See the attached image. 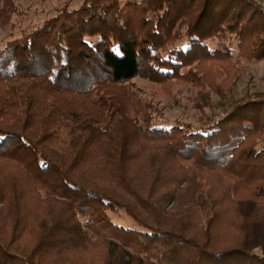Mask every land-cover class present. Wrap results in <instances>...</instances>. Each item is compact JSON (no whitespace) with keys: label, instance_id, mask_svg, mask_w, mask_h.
Segmentation results:
<instances>
[{"label":"trees","instance_id":"obj_1","mask_svg":"<svg viewBox=\"0 0 264 264\" xmlns=\"http://www.w3.org/2000/svg\"><path fill=\"white\" fill-rule=\"evenodd\" d=\"M17 11L0 0V27ZM235 52L264 59L245 0L65 3L1 47L0 264H264V91L226 85ZM136 77L190 82L202 119L231 103L155 123Z\"/></svg>","mask_w":264,"mask_h":264},{"label":"rangeland","instance_id":"obj_2","mask_svg":"<svg viewBox=\"0 0 264 264\" xmlns=\"http://www.w3.org/2000/svg\"><path fill=\"white\" fill-rule=\"evenodd\" d=\"M84 0H16L18 5L17 13L13 14L11 22L6 26L0 27V48L5 46L9 41L16 39L26 30L40 25L46 19L55 15L58 8L65 3H69L71 7H78ZM124 2L125 0H120ZM245 2L258 9L264 14V0H245ZM228 39H215L209 41L213 47L227 45ZM236 76L228 80L226 85L233 86L236 94L245 96L246 93L255 94L264 91V59L254 61L246 57H239L238 52L234 53ZM231 63V64H232ZM210 64V63H208ZM217 69H223V62L212 64ZM227 65V64H226ZM228 66V65H227ZM231 67V68H233ZM225 75V74H224ZM217 77V81L222 82L225 78ZM139 89L143 99L152 100L156 108L153 110V122L173 124L188 122L195 128L207 126L214 122L226 111L231 103L232 94L224 101L213 94L212 105L207 109V116L200 117V112L193 107V99L196 96L198 88L188 81L174 82L169 87H161L160 84L151 82L143 77H136L132 80ZM232 88V89H233ZM66 129L61 130V136L66 139L68 136ZM264 145V140L260 142V146ZM113 222L126 228H139L136 221L127 213L120 209L118 212H109Z\"/></svg>","mask_w":264,"mask_h":264}]
</instances>
